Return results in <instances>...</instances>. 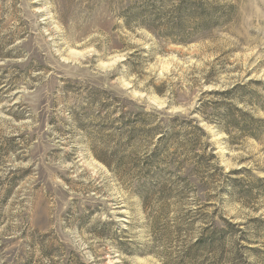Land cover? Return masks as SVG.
<instances>
[{
  "label": "rangeland",
  "instance_id": "rangeland-1",
  "mask_svg": "<svg viewBox=\"0 0 264 264\" xmlns=\"http://www.w3.org/2000/svg\"><path fill=\"white\" fill-rule=\"evenodd\" d=\"M179 1L0 0V264H264V0Z\"/></svg>",
  "mask_w": 264,
  "mask_h": 264
},
{
  "label": "trees",
  "instance_id": "trees-1",
  "mask_svg": "<svg viewBox=\"0 0 264 264\" xmlns=\"http://www.w3.org/2000/svg\"><path fill=\"white\" fill-rule=\"evenodd\" d=\"M210 4L201 2L200 0H180L172 5L169 11L164 10L165 5L161 3L159 7L156 4H145L142 9L135 13L134 18L147 30L162 27L164 36L174 43L186 45L195 37L210 31L213 27L219 25V13ZM164 10V11H163ZM130 17V16H129ZM224 93L222 95H227ZM189 122H186L188 124ZM223 128H230L231 124L235 125L236 121L231 119V111L228 109L224 113L222 121ZM202 132L200 128L196 129ZM227 132V131H225ZM159 137V142L163 141V136ZM162 138V139H161ZM203 240L199 239L197 245H202Z\"/></svg>",
  "mask_w": 264,
  "mask_h": 264
}]
</instances>
